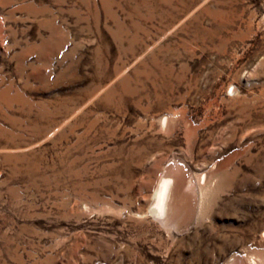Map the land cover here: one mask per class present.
<instances>
[{
	"label": "rangeland",
	"instance_id": "374dc122",
	"mask_svg": "<svg viewBox=\"0 0 264 264\" xmlns=\"http://www.w3.org/2000/svg\"><path fill=\"white\" fill-rule=\"evenodd\" d=\"M170 171L193 213L165 226ZM239 255L264 263V0H0V264Z\"/></svg>",
	"mask_w": 264,
	"mask_h": 264
},
{
	"label": "bare ground",
	"instance_id": "6f19581e",
	"mask_svg": "<svg viewBox=\"0 0 264 264\" xmlns=\"http://www.w3.org/2000/svg\"><path fill=\"white\" fill-rule=\"evenodd\" d=\"M170 118L165 117L163 120V129L167 130L170 124ZM173 175L164 176L154 195L150 213L159 219L165 226L177 224L181 216L191 215L193 210L188 212V207L191 205L190 197L187 194V189H192V181L183 174L182 176ZM190 187V188H189ZM247 257V256H246ZM234 256L222 264H254L253 259ZM249 257V256H248ZM264 264V263H263Z\"/></svg>",
	"mask_w": 264,
	"mask_h": 264
}]
</instances>
